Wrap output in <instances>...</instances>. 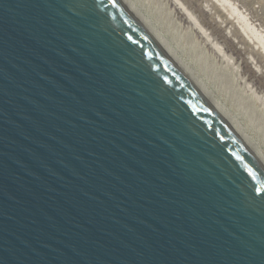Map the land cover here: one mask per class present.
Returning <instances> with one entry per match:
<instances>
[{
  "label": "water",
  "instance_id": "obj_1",
  "mask_svg": "<svg viewBox=\"0 0 264 264\" xmlns=\"http://www.w3.org/2000/svg\"><path fill=\"white\" fill-rule=\"evenodd\" d=\"M0 264H264V169L123 0H0Z\"/></svg>",
  "mask_w": 264,
  "mask_h": 264
},
{
  "label": "rangeland",
  "instance_id": "obj_2",
  "mask_svg": "<svg viewBox=\"0 0 264 264\" xmlns=\"http://www.w3.org/2000/svg\"><path fill=\"white\" fill-rule=\"evenodd\" d=\"M129 1L264 161V53L236 25V16L219 22L205 0ZM235 1L264 39V0Z\"/></svg>",
  "mask_w": 264,
  "mask_h": 264
},
{
  "label": "bare ground",
  "instance_id": "obj_3",
  "mask_svg": "<svg viewBox=\"0 0 264 264\" xmlns=\"http://www.w3.org/2000/svg\"><path fill=\"white\" fill-rule=\"evenodd\" d=\"M123 1L137 14V16L140 18V20L143 22V24L147 27V29L150 31V33L153 35V37L158 41V43L163 47V49L168 53V55L173 59V61L178 65V67L192 80V82L201 90V92L218 108V110L223 114V116L232 124V126H233V128H234V130L236 132V135H237L238 139L243 143V145L247 148V150L251 153V155L259 162V164L264 169V161H262V158L258 155L257 151L254 150V148L251 147V144L248 143L247 138L243 134V132L236 126L235 122H231L229 120V118L227 117V115L224 114L223 111H221V108H219V106H217V104H215L212 101V99L210 98V96L201 88V86L195 81V79L192 78L191 73L187 69H185V67L177 59V57H176V55L174 53V50H173L172 46H170V44L167 42V40L165 38H162V37H160V36H158L156 34V30L151 27V25L149 24L148 19H145L144 15L143 14H140L139 11H137V9H135V7H134V5H133L132 2L130 3L129 0H123ZM195 1H200V0H195ZM205 1L209 3L208 4L209 6H206V7H211V12H212L211 14H213V16H215V18H219V22L221 20L222 23L227 22V23H224V24H228V20L230 18H232L233 16H236V21H235L236 25L238 24V26H240V28L245 31V36H248L250 38V40L252 41V43L253 44H256L257 46H259V48L264 53V39H263V37L257 31L258 29L255 28L256 25L254 26L252 24V22H250V20H248L246 18L245 14H243V12H241V10H239L238 5L236 4V1L235 0H205ZM224 13L227 14L226 15L227 17H224L223 16ZM200 14H201V12H200ZM212 19H214V18H212ZM229 31H231V30H229ZM246 39L248 41V38H246ZM256 45L253 46V47L255 48ZM226 61H229V60H226ZM232 64H233V62H232ZM232 67H233V65H232Z\"/></svg>",
  "mask_w": 264,
  "mask_h": 264
}]
</instances>
